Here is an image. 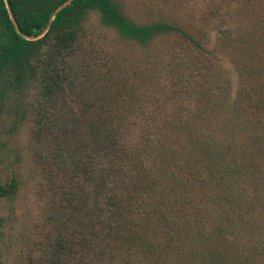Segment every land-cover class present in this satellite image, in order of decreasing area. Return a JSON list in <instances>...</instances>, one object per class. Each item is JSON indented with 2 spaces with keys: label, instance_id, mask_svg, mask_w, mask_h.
<instances>
[{
  "label": "rangeland",
  "instance_id": "1",
  "mask_svg": "<svg viewBox=\"0 0 264 264\" xmlns=\"http://www.w3.org/2000/svg\"><path fill=\"white\" fill-rule=\"evenodd\" d=\"M48 1L15 0L16 10L19 16L27 19L40 14L48 15L50 12L48 9L52 10L51 8L55 6L52 3L48 7H44ZM54 1L58 4L61 2L60 6L66 0ZM221 1H225L222 3L223 6L234 9L239 2L242 3L244 0H235V2L234 0H78L72 6L69 3L60 9L64 14L63 17H60L61 20H58L56 24H54L55 21L52 22L50 27L48 26L44 31V34L47 35L46 42L42 44L40 41L44 34L33 38L31 41L34 42L29 44L25 54L28 57H30L29 53L31 56H35L31 60L30 66H35L36 70L40 71L46 64H50V61L56 62V64L60 59L63 61L61 64L66 69L63 86L69 96L68 101L75 95L84 97L88 94L90 97L85 100H87V104L91 105H79L82 125L83 121L90 119V116L88 118L84 112L88 106H92V112L87 111L89 114L92 113L91 117H100L98 114H102V109L110 115L111 119L113 117L110 112L114 111L117 118L121 116L122 120H167V117L162 118L163 111L160 109L170 106V109L165 112L174 110L172 107L176 104L175 97H178L181 92L183 98L180 102L194 111L195 106L200 104L198 99H203V92H209L207 88H214L215 82L217 83L219 80L217 77L218 67H216L218 58L223 55V58H226V61H223L224 64L228 68H232V66H236V51H226L222 47L220 51L218 46L213 43L215 42L213 36L216 37L217 33L211 34L210 42L213 44L207 42L205 45L206 50L207 47L215 49L212 54L208 51L209 49L207 52L202 49L201 52L200 48H195L193 44L186 41L184 35L179 31L158 33L152 37L150 35L146 41H142L135 36L121 34L116 23L118 22L120 25L123 20H127L135 26L144 28L166 23L181 31H195L197 34H194V37L198 38L206 28L207 22L200 23V20L192 17L194 15L209 16L212 10L217 12L220 10ZM254 1H252L254 5L250 8L257 6L260 11L264 0ZM42 8L45 10L42 11ZM231 12L230 10L222 11V14ZM218 18L222 17L218 16ZM77 26L78 29L80 28L79 35L84 46V53H80L82 60L76 76L77 68L74 66L76 56L72 55V50L68 52L67 57L61 58L58 52L52 50L51 40L55 32L74 31L73 29ZM6 28H9V25L6 21L5 11L0 9V38L3 41L7 37L3 43L9 47V40L13 43V38L10 33L6 36ZM208 30L215 32L213 28ZM44 45L47 47L44 48ZM226 46L230 50L231 46L230 48L227 44ZM233 46L236 50V45ZM261 51L256 53L264 60V46ZM21 53L23 54L24 50H21ZM22 54H19V61L11 63V69L8 65L0 73V83L2 82L0 84V264H31L28 260L31 254L35 255L31 259L34 264L38 256H43V251L49 253V241L54 233L62 231L69 236L68 226H72L75 221L70 212V205L74 202L71 196L77 198L83 205L88 202L97 208H102L103 214L110 218L114 225L121 224L124 218L128 224L133 220L138 225L136 226L137 230L144 233L145 229L140 227L147 221L143 213L134 210L132 215L129 213L130 209L119 212L117 208L121 206L120 204H109L108 197L114 198V193L110 191L109 185L111 183L114 188L117 187V184L112 180L119 170L107 173L109 167L106 161L101 162L100 167L95 165V169L91 172L94 177H91L90 173L89 176H86L81 171L76 172L72 154L69 153L67 163L73 166L71 169H66L70 177L68 182L66 181L67 192L63 191L57 179L51 180L43 175L40 159L36 160L37 151L40 149L43 151V147L37 143L41 137L42 128H38L35 120L38 106L42 105L41 98L43 97L37 92L36 79L38 76L32 75L33 77L31 76L30 79L27 70L23 69L27 66L21 63L24 60ZM202 59L203 63H201ZM187 63L192 66L189 68ZM211 65L215 66L208 68ZM187 73L189 75L184 82L187 88L180 89V79ZM234 75L231 78L233 84L236 81ZM76 78H78V82L75 84ZM246 78V81L251 80V75H247ZM205 79L209 81H205ZM256 81L261 82V80ZM79 82H83L84 85L82 86ZM82 87L85 93L80 90ZM46 98V103L54 112L60 111L66 105L59 100H54L55 98L51 95ZM51 108L49 110L53 114ZM56 118H59V115H56ZM46 120H49L48 116ZM82 128L84 131V126ZM134 132L129 143L131 145H134V141L138 139V131L134 130ZM88 134L90 135V133ZM88 134H84L87 140L89 139ZM71 137V134L67 133L68 143L65 150L72 147ZM53 140L54 134L50 136L48 146V150L54 155L57 147L53 148ZM85 145L81 144V149L86 148ZM148 150L151 151L149 148ZM125 154L126 151L121 152L122 156ZM58 156L59 154L53 158ZM122 161L125 162L124 159ZM53 162L54 159L49 157L45 165L50 166ZM93 163L95 164V162ZM259 163L263 164L262 158L259 159ZM164 165L165 172L176 171L173 164L168 161H165ZM123 169L130 170L131 168L126 166ZM55 170L58 171L57 167ZM98 172L99 176H95V173ZM208 183L201 181L197 174L183 176L182 180L178 179L174 183L177 188L173 191L174 197L177 200L179 194L180 205L178 208L181 211V216L185 218V222L190 223L193 220L194 227L196 224L208 236L217 240L223 239L226 245L230 246V254L223 255V259L217 264H226L227 262L228 264H264V188L260 192L263 196L255 215V223H251L247 227L248 219L243 225L244 234L235 236L231 233L227 234L223 229L224 223L216 214L219 204L208 203L211 189L214 191L213 186L206 187ZM253 188L257 192L255 187H250L249 190H253ZM122 190L120 188L117 192ZM69 191L70 193H68ZM131 193L135 195L134 190ZM117 195L120 196V194ZM129 203L135 207L134 199ZM53 209L56 210L55 214ZM133 209L131 208V210ZM241 210L248 216L252 214L245 209ZM54 215L53 220L48 219V216L50 218ZM111 215L112 217H110ZM63 222L66 225L58 228L59 224H63ZM120 226L122 225H118V227ZM149 227H151V220ZM118 229L121 230V236L131 230L129 225ZM220 231H224L226 236ZM131 233H134L133 230ZM145 237L144 247L138 245V241L137 243L132 242L133 246L138 245L135 246V249L127 247L129 240L113 238V243L116 244L114 247L116 253L114 255L109 253L111 260L106 264L109 262L111 264H151V260L146 259L147 253L145 252L146 248L151 245V237L150 235ZM203 245L201 237L178 236L171 242L161 263L215 264L217 253L212 251L213 249L209 251L211 252L209 262H205L206 260L202 256L195 257ZM70 246L74 248L73 244ZM183 252H186L187 257H195L196 261L190 263L188 260L182 261ZM81 255L80 264L84 262L82 252ZM85 256L88 259L86 253Z\"/></svg>",
  "mask_w": 264,
  "mask_h": 264
},
{
  "label": "trees",
  "instance_id": "2",
  "mask_svg": "<svg viewBox=\"0 0 264 264\" xmlns=\"http://www.w3.org/2000/svg\"><path fill=\"white\" fill-rule=\"evenodd\" d=\"M77 1L73 0L70 6ZM252 1L255 2L254 0L239 2L234 9L223 6L222 3L225 1H221L220 10L217 12L211 9L213 13L210 11L211 15L209 16L194 15L193 19L200 20V23L207 22L206 28L215 30V32H211L205 28L198 38L194 37V34H197L195 31H181L166 23L144 28L135 26L127 20H123L120 25L117 22L116 26L121 34L135 36L142 41H146L150 35L152 37L158 33L179 31L184 35L186 41L193 44L195 48H200L201 52L202 49L207 52L209 48L207 47L206 50V43L210 42L212 33H217L216 37L213 36L215 40L213 43L218 46L220 51L221 47L226 51H236V66L228 68L223 62L226 61V58H223V55L218 58L216 67H218L217 77L219 80L217 83L215 82L214 88H207L209 92H203V99H198L200 104L195 106L194 111L180 102L183 98L180 92L179 96L175 97L176 104L172 107L174 110L165 112L170 109V106L158 108L163 111L162 118L167 117V120H122L121 116L117 118L114 111L110 112L113 117L111 119L110 115L101 108L102 114H98L100 117H91L92 113L89 114L87 111L92 112V106H88L84 112L88 118L90 116V119L83 121L82 125L79 105H91L87 104V100H85L90 97L88 94L84 97L75 95L68 101L69 96L63 86V80L66 77V69L61 64L63 61L60 59L58 64L50 61V64H46L40 71L36 70L35 66H30L31 60L35 56H31L29 53L30 57H28L25 54L29 44L34 41L25 40L21 36L36 37L40 35L48 27L50 17L23 18L21 20L16 17L13 0H8L11 12L19 25L21 36L14 32L13 25L6 19L9 25V28H6V36L10 33L13 43L9 40L10 45L7 47L3 43L7 37L3 41L0 38V73L8 65L11 69V63L19 61V54H22L21 50H24L21 55L24 60L21 63L28 67H24V71L27 70L30 79L32 75L38 76L36 79L37 92L43 98H41L42 105L38 106L35 120L38 128H42L41 137L37 143L43 147V151L38 150L37 158H35L36 160L40 159L43 175L51 180L57 179L63 191L67 192L66 181L68 182L70 177L66 169H71L73 166L67 163L69 153L72 154L76 172L81 171L86 176H89V173L91 175L95 165L100 167V163L106 161L109 167L107 173L119 170L112 180L117 184V187L114 188L111 183L109 185L110 191L114 193V198L108 197L107 199L109 204H120L117 211L122 212V210L130 209L129 213L132 215L134 210H138L144 214L147 220L145 224L140 225L145 229L144 233L137 230L136 226L138 225L133 220L128 224L126 218L121 224L114 225L110 218L103 214L102 208H97L88 202L83 205L77 198L71 196L74 202L70 205V212L75 221L72 226H68L69 236L62 231L54 233L49 241V253L43 251V256H38L34 264H80L81 252L84 254L83 259L86 262H82V264H89V262L90 264H104V262L106 264L111 260L109 253L112 255L116 253L114 250L116 244L113 243V238L129 240L127 247L135 249V246L138 245L145 246L143 243H145L146 235L151 237V245L145 251L146 259L151 260V264H162L161 259L165 257L171 242L182 235L202 238L204 245L199 248L195 257L202 256L205 258V262L210 261L211 252L209 251L212 249L217 253L215 264L223 259V255L230 254L231 248L226 245L223 239L217 240L208 236L196 224L194 227L193 220L190 223L185 222V218L181 216V211L178 208L180 205L179 194L176 200L173 191L177 189L174 183L178 179L182 180L183 176L197 174L201 181L209 182L206 187L213 186L214 191L211 189L208 203L219 204L216 214L223 221V229L227 234L231 233L235 236L244 234V223L249 219L247 223V227H249L256 221L255 215L263 196L260 192L264 188V60L256 53L261 51L264 46V4L259 11L257 6L250 8L254 5ZM229 10L232 12L222 14V11ZM55 15L61 20L60 17H63L64 14L60 10ZM218 16L222 18L217 19ZM73 30L55 32L51 45L52 50L58 52L61 58L67 57L68 52L72 50V55L76 56L74 66L77 68V76L78 66L82 60L80 53L84 51V46L80 41V28L78 29L77 26ZM45 35L40 38L42 44L46 42L45 39L47 40V35ZM226 44L229 48L231 46L230 50ZM233 45H236V50ZM45 47L47 46L44 45ZM208 51L214 54L215 49L212 48ZM247 52L249 54H246ZM226 53L229 54V52ZM201 63H203V59ZM187 65L189 68L192 66L189 63ZM212 66L215 65L208 66V68ZM188 75L189 73L180 79V89L187 88L184 82ZM233 75L236 79L234 84L231 79ZM247 75H251V80L246 81ZM256 80H261V82ZM205 81L209 80L205 79ZM77 82L78 78H76L75 84ZM82 83L79 82L83 86ZM80 90L85 93L83 87ZM46 95H51L55 98L54 100H59L66 105L60 111L54 112L46 103ZM57 101L55 102L58 103ZM56 115H59V118H56ZM47 116L49 120H46ZM82 126H84V131ZM134 130L138 131V139L134 141V145H131L129 143L132 134L135 133ZM67 133L72 136V147L65 150L68 143ZM53 134V148L57 147L54 155L48 150L50 136ZM84 134H88V140ZM81 144H86V148L81 149ZM123 151H126L124 156L121 155ZM58 154L57 158H53ZM49 157L54 159V162L50 166H46L45 162ZM260 158L263 161L262 165L259 163ZM165 161L173 164L176 171L165 172ZM125 165L131 169L124 170ZM55 167L58 171L55 170ZM95 176H99V172L95 173ZM250 187H255L257 192L254 191V188L249 190ZM120 188L123 190L117 192ZM133 190L135 195L131 193ZM133 199L135 207L129 203ZM131 208L134 209L131 210ZM241 209L252 212V214L248 216ZM53 213H56L55 209H53ZM54 217L55 215L50 218L48 216V219L53 220ZM150 220L151 227H149ZM65 225L63 222V224H59L58 228ZM118 225L122 226L118 227ZM125 225H129L134 233H131L130 230L121 236V230L118 228ZM47 232L49 231L47 230ZM248 232L251 234L250 230ZM220 233L226 236L224 231H220ZM69 241L74 245V248H71L70 244L68 245ZM137 241L139 244L133 246L132 242L137 243ZM209 241L211 243H208ZM85 253L88 255V259H86ZM34 257L35 255L32 256V254L29 256L28 260L31 264V259ZM182 257V261L188 260V263L196 261L195 257H187L186 252L182 253Z\"/></svg>",
  "mask_w": 264,
  "mask_h": 264
},
{
  "label": "flooded vegetation",
  "instance_id": "3",
  "mask_svg": "<svg viewBox=\"0 0 264 264\" xmlns=\"http://www.w3.org/2000/svg\"><path fill=\"white\" fill-rule=\"evenodd\" d=\"M5 1H6V3H5ZM73 1V0H72ZM71 1V2H72ZM70 2V3H71ZM52 3H55V1L54 0H49L45 5H44V7L46 6V7H48L49 5H51ZM61 3V2H60ZM59 3V4H60ZM13 4H14V7H15V12H16V17L18 18H20L21 20H23V17H21V16H19L18 15V13H17V10H16V3H15V0H13ZM59 4L58 5H55L54 7H52L51 9L52 10H50V9H48V11H50L49 12V14L48 15H36V16H31V18L30 19H40V18H43V17H50V21H49V25H51V23L52 22H54L55 24L57 23V21L59 20L58 19V17H56V15L52 18V21H51V15H52V13L55 11V9L59 6ZM0 9H2L3 11H5V17H6V19H7V21L9 20V22H10V24L11 25H13V27H14V32L15 33H17V34H19L20 35V29H19V25H18V23L16 22V19H15V17L13 16V14H12V12H11V9H10V5H9V3H8V0H1L0 1ZM45 10V8H42V11H44ZM60 11V10H59ZM58 11V12H59ZM58 12L56 13V14H58ZM16 22V24H17V27H18V29H17V27H15L14 26V24H13V20ZM48 25V26H49ZM46 27V26H45ZM50 27V26H49ZM44 30V29H43ZM21 36V35H20ZM22 38H24L25 40H32V39H28V37H30V36H25V35H23V36H21Z\"/></svg>",
  "mask_w": 264,
  "mask_h": 264
},
{
  "label": "water",
  "instance_id": "4",
  "mask_svg": "<svg viewBox=\"0 0 264 264\" xmlns=\"http://www.w3.org/2000/svg\"><path fill=\"white\" fill-rule=\"evenodd\" d=\"M72 0H66L65 2H63L60 6H58L56 9H55V12H54V14H56L63 6H65V5H67V4H69L70 2H71ZM54 14L51 16V19L54 17ZM13 20V19H12ZM13 24H14V26L15 27H17V24H16V22L13 20ZM17 29H18V27H17ZM19 30V29H18ZM45 31V30H44ZM44 31H43V33H41L40 35H38V36H41L42 34H44ZM38 36H36V37H38ZM36 37H28V39H33V38H36Z\"/></svg>",
  "mask_w": 264,
  "mask_h": 264
}]
</instances>
